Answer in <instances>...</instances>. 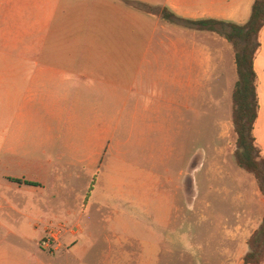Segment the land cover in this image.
<instances>
[{
    "label": "crops",
    "instance_id": "obj_1",
    "mask_svg": "<svg viewBox=\"0 0 264 264\" xmlns=\"http://www.w3.org/2000/svg\"><path fill=\"white\" fill-rule=\"evenodd\" d=\"M255 1L0 0V232L30 242L34 229L38 247L47 230L60 234L50 255L0 249V264H76L77 256L80 264H91L84 261L82 242L94 237L97 219L107 230L103 264L159 263L160 231L169 221L150 211L155 217L146 227L139 222L138 204L137 209L121 206L122 168L141 175L135 158L142 149L167 152L159 161L171 164L167 154L175 136L188 150L194 124L213 128L217 137L208 175L225 173L222 156H234L237 144L236 54L225 37L195 23L245 25ZM260 43L255 138L264 152V29ZM206 162L191 167L187 155L180 174L187 197L191 170L197 166L201 172ZM65 182L77 186L71 189L77 208H62L60 202L41 231L47 198L62 199ZM254 201L260 214L250 210L243 219L238 214L229 236L234 247L214 252L219 262L244 264L248 241L264 220L261 191ZM183 239L187 252L194 253L189 236ZM202 251L198 245V261Z\"/></svg>",
    "mask_w": 264,
    "mask_h": 264
},
{
    "label": "rangeland",
    "instance_id": "obj_2",
    "mask_svg": "<svg viewBox=\"0 0 264 264\" xmlns=\"http://www.w3.org/2000/svg\"><path fill=\"white\" fill-rule=\"evenodd\" d=\"M213 133V128H206V125L198 127L192 124L188 150L184 148L183 151L181 137L175 136L173 150L170 151L172 156L167 154L168 158H173L171 164L168 160L159 161L162 158L165 159L167 152L159 149H155V151L142 149L136 153L138 157L134 156L142 168L141 175L137 172H130V169H126L125 166L122 168L125 182L121 183V190L124 191L125 199L121 201V206L137 209L138 204L143 210L141 215L138 214L139 222L146 224V227H149L151 222L153 223L155 217V215H149L150 211L158 212L159 220L165 217L169 221V227L160 231L162 238L158 240V264H226L219 262L220 259L214 255V252H220L225 247L233 249L234 241L229 236L239 222L238 214H244L242 219L250 210L260 214V207L254 201L255 192H260L258 182L252 174L237 165L235 153L232 156L227 152V155L222 156L224 174L220 176L218 174L208 175L210 169L208 162L213 158L212 149L214 144L218 143L217 137L214 138L215 134ZM221 145L222 148L227 145L226 141H222ZM187 155H189L191 167L193 164H197L198 160L205 159L207 161L206 167L201 172L198 173L197 166L191 170V189L188 197L182 190L180 175L182 169L186 167ZM169 169L172 172L168 173ZM167 175L168 177L172 176L173 183L168 182ZM51 185H49L50 192H52ZM73 186L77 187L76 184L65 182L67 192H63V198L60 200L47 198L45 222L41 226V231L46 224H49V220L54 214L53 210H57L60 202H62V208H77V196L75 193H71ZM135 193L139 194L134 196ZM169 209L170 214L165 215ZM51 213L52 216H50ZM83 222L88 224V219L85 218ZM105 225L98 219L95 220L91 227L94 236L92 241L90 240V243L88 240L82 242L85 246L82 248V256L86 263L103 264V254L108 250V245L105 244V234H107ZM33 230H30V242L16 236L5 238L6 232H0V249L3 250V253L50 255L52 247L44 246V241L48 237H44V241L38 247L34 242ZM52 230L56 232L54 231L56 229L51 228V230H47V235ZM186 235L189 236L190 244L194 247V253L187 252L183 239V236ZM59 237L58 233L56 239L59 240ZM198 245L203 249L204 259L202 261H198L195 257L199 255ZM135 247L140 248L137 243ZM241 247L242 242H239L238 249L241 250ZM78 258L79 256L75 258L76 264H80Z\"/></svg>",
    "mask_w": 264,
    "mask_h": 264
},
{
    "label": "trees",
    "instance_id": "obj_3",
    "mask_svg": "<svg viewBox=\"0 0 264 264\" xmlns=\"http://www.w3.org/2000/svg\"><path fill=\"white\" fill-rule=\"evenodd\" d=\"M135 6L144 8L141 4ZM164 16L175 19L168 12ZM195 26L221 34L235 49L238 73L233 93V124L237 134L235 159L241 169L255 177L264 196V152L255 138L260 110L255 60L261 48L260 34L264 29V0L255 1L251 19L245 25L203 21L195 23ZM28 184L32 185L30 182ZM248 244L250 251L244 258V264H264V220Z\"/></svg>",
    "mask_w": 264,
    "mask_h": 264
},
{
    "label": "built area",
    "instance_id": "obj_4",
    "mask_svg": "<svg viewBox=\"0 0 264 264\" xmlns=\"http://www.w3.org/2000/svg\"><path fill=\"white\" fill-rule=\"evenodd\" d=\"M56 235L55 232L50 233L47 240L44 241V246H46L47 248L51 247V242L52 240H56Z\"/></svg>",
    "mask_w": 264,
    "mask_h": 264
}]
</instances>
